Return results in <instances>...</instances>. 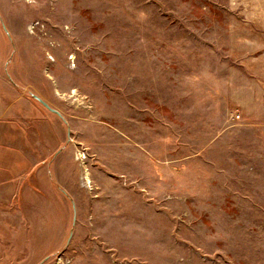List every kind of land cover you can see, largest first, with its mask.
<instances>
[{
    "label": "rangeland",
    "instance_id": "obj_1",
    "mask_svg": "<svg viewBox=\"0 0 264 264\" xmlns=\"http://www.w3.org/2000/svg\"><path fill=\"white\" fill-rule=\"evenodd\" d=\"M230 14L0 0V264H264V125L226 99Z\"/></svg>",
    "mask_w": 264,
    "mask_h": 264
},
{
    "label": "crops",
    "instance_id": "obj_2",
    "mask_svg": "<svg viewBox=\"0 0 264 264\" xmlns=\"http://www.w3.org/2000/svg\"><path fill=\"white\" fill-rule=\"evenodd\" d=\"M228 4L232 14L227 20L226 51L236 64L228 66L226 99L239 121L264 125V0H228Z\"/></svg>",
    "mask_w": 264,
    "mask_h": 264
},
{
    "label": "water",
    "instance_id": "obj_3",
    "mask_svg": "<svg viewBox=\"0 0 264 264\" xmlns=\"http://www.w3.org/2000/svg\"><path fill=\"white\" fill-rule=\"evenodd\" d=\"M4 29L6 30V28L4 27ZM31 96L33 98H35L37 101H39L42 105H44L47 109H49L50 111L52 112H55L56 114H59V111L56 110L55 108L51 107L45 100H43L40 96L36 95V94H33L31 93Z\"/></svg>",
    "mask_w": 264,
    "mask_h": 264
},
{
    "label": "bare ground",
    "instance_id": "obj_4",
    "mask_svg": "<svg viewBox=\"0 0 264 264\" xmlns=\"http://www.w3.org/2000/svg\"><path fill=\"white\" fill-rule=\"evenodd\" d=\"M77 157L78 158H84L85 156L84 155H82V154H77ZM82 161V160H81ZM82 179L84 180V183L86 184V185H90V179H89V177H88V174H87V172L86 171H84V175L82 176ZM90 187V186H89Z\"/></svg>",
    "mask_w": 264,
    "mask_h": 264
}]
</instances>
